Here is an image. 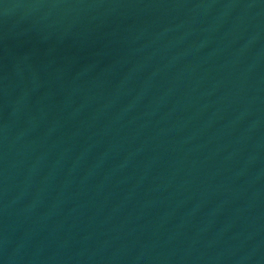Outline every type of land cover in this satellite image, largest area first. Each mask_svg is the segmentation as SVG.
<instances>
[{"label": "water", "instance_id": "obj_1", "mask_svg": "<svg viewBox=\"0 0 264 264\" xmlns=\"http://www.w3.org/2000/svg\"><path fill=\"white\" fill-rule=\"evenodd\" d=\"M0 264H264V0H0Z\"/></svg>", "mask_w": 264, "mask_h": 264}]
</instances>
